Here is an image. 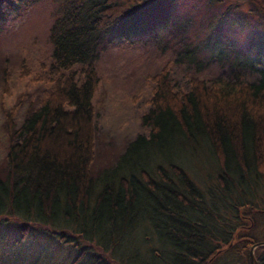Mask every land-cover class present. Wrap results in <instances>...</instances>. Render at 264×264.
Here are the masks:
<instances>
[{"label":"trees","instance_id":"16d2710c","mask_svg":"<svg viewBox=\"0 0 264 264\" xmlns=\"http://www.w3.org/2000/svg\"><path fill=\"white\" fill-rule=\"evenodd\" d=\"M37 1L0 0V18ZM51 1L52 86L19 125L14 108L5 113L0 224L21 241L36 230L71 243L72 264L87 253L88 264H254L249 249L264 240V207L254 199L264 186V43L255 31L246 34L251 50L228 51L222 37L203 44L229 77L191 76L185 89L167 69L155 74L145 130L93 175L96 59L106 34L145 0ZM254 255L264 264V244Z\"/></svg>","mask_w":264,"mask_h":264},{"label":"rangeland","instance_id":"374dc122","mask_svg":"<svg viewBox=\"0 0 264 264\" xmlns=\"http://www.w3.org/2000/svg\"><path fill=\"white\" fill-rule=\"evenodd\" d=\"M219 1L145 0L136 16L106 34L95 65L100 80L93 99L97 109L93 175L114 164L126 143L145 130L140 116L149 105L155 74L167 69L176 86L185 89L191 76L207 81L229 77L232 71L218 65L217 56L203 50V44L222 37L228 41L224 45L228 51L240 46L251 50L245 41L246 34L252 40L251 29L256 41L264 43V0ZM53 7L51 0H39L0 18V175L8 148L5 113L14 108L13 121L19 125L52 86L48 28ZM197 44L202 47L197 58L205 62L199 69L193 50ZM227 57L234 56L227 53ZM256 192V203L264 207V186ZM259 215L264 221V212ZM147 227L142 222L138 230ZM32 235L21 241L19 232L0 224V264H72L77 256L71 243L36 230ZM127 238L128 234L124 244ZM92 260L87 253L74 264Z\"/></svg>","mask_w":264,"mask_h":264},{"label":"water","instance_id":"95a60500","mask_svg":"<svg viewBox=\"0 0 264 264\" xmlns=\"http://www.w3.org/2000/svg\"><path fill=\"white\" fill-rule=\"evenodd\" d=\"M259 244H264V241H258L256 243H254L251 247H250V255H251V258L253 260V262L255 264H258V261L256 260L255 256H254V253H253V250L255 248V246L259 245Z\"/></svg>","mask_w":264,"mask_h":264}]
</instances>
